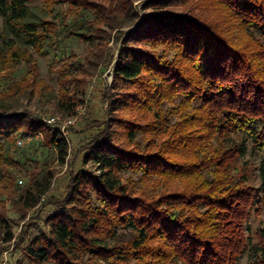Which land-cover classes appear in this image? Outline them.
<instances>
[{
	"label": "trees",
	"instance_id": "trees-1",
	"mask_svg": "<svg viewBox=\"0 0 264 264\" xmlns=\"http://www.w3.org/2000/svg\"><path fill=\"white\" fill-rule=\"evenodd\" d=\"M36 2L53 22L33 15ZM62 3L70 6L69 15L54 16L53 6ZM175 5L158 1L141 27L120 39L115 94L107 99L110 120L99 125L85 156L100 175L83 171L72 180L50 236L35 239L27 250L31 261L237 264L250 253L251 264H264V228L253 244L248 225L255 207L260 213L264 204V0H209L211 10L225 8L222 21L213 22L172 11ZM131 12L132 0H0V43L17 59V49L49 50L58 38L94 45L109 40L103 27H131ZM16 65H25L26 73L6 88L0 85L5 244L15 239L8 202L19 214L35 209L54 181L44 163L18 186L10 171L20 166L17 141L41 136V147L54 148L61 164L69 156L67 138L44 121L52 117L29 106L36 101L40 111L51 106L50 114L77 117L84 104L77 76L88 75L65 64L56 71V90L31 57ZM3 66L2 72L18 71ZM250 153L260 157L259 183L240 165ZM124 174L138 179L125 181Z\"/></svg>",
	"mask_w": 264,
	"mask_h": 264
},
{
	"label": "rangeland",
	"instance_id": "rangeland-1",
	"mask_svg": "<svg viewBox=\"0 0 264 264\" xmlns=\"http://www.w3.org/2000/svg\"><path fill=\"white\" fill-rule=\"evenodd\" d=\"M158 1L161 0H132L131 15L135 16L133 17L132 26L115 31L103 27V30L110 34L109 40L99 41L94 45L93 43L90 44L91 41L88 42L86 40L73 39L65 42L63 38H58L57 40L55 39L56 41L54 40L57 43L49 50L38 52L34 49H17L22 55V59H17L13 58L11 52L4 51V47L0 43V85L3 88L10 85L14 78L20 79L26 73L25 65L17 66L16 64H27L30 57L33 63L38 64L41 78L45 79L48 85L56 90L58 89L56 71L65 64H75L80 71L85 70L88 72L86 76L79 73L77 76V81L82 83L84 92L82 97L84 104L79 108L77 117L67 119L58 114H50L52 113L51 106L46 107L44 111H40L36 101H33L29 106V109L33 112L44 116L49 114L52 118H58L60 121L58 125H63L64 121H73V124L68 125L66 131L62 132V135L67 138L69 143V156L65 163L61 164L54 148L41 147V136L39 137L40 140L27 138L17 141L15 148L19 152L14 158L19 162L20 166L10 171H12L13 177L17 178L18 186L24 187L28 183L29 174L38 167L41 168L44 163L51 165L54 181L49 194L41 200L35 209L19 214L15 210L14 205L8 202L6 218L8 219V225L13 229L15 239L9 244H5L0 240V264H39L30 260L27 250L35 239L50 236L51 220L59 212L61 206H65L66 200L70 195L72 180L83 171L96 176L100 175L94 162H85V156L89 148V141L101 129L99 125L110 120L108 119L110 117L107 116V99L115 94L113 91L115 86L113 71L121 47L120 39L140 28L147 19V15L155 11L154 7ZM170 1L178 4V6H173L174 9L172 11L176 10L192 16H201V18H206L212 22L216 20L222 21L221 10H225L222 6H219L221 9L218 7V12L211 10L206 5L209 0ZM31 7L34 16L40 17L44 22L54 21L52 16H46L49 11L41 2L33 3ZM70 9L68 4L62 3L53 6L52 11L56 10L54 16L58 13L67 16ZM69 18L70 20L72 19V17ZM2 35H4V22L0 16V36ZM3 64H8V67L16 65L15 67L18 71L2 72ZM48 119L51 118L47 117L44 121L48 126H51L46 122ZM58 125L54 127L58 128ZM20 141L23 142V145L18 144ZM259 162L260 157H253L250 153L246 160L240 163L248 177L257 183H259L258 171L255 170ZM122 178L125 181H136L138 175L124 174ZM1 198L6 199L5 196ZM255 210L251 214L248 225L250 227L249 236L253 244H258L260 242L259 232L264 228V204L261 206L260 213L255 212ZM44 264L56 263L46 262ZM237 264H251L250 253H246Z\"/></svg>",
	"mask_w": 264,
	"mask_h": 264
},
{
	"label": "built area",
	"instance_id": "built-area-1",
	"mask_svg": "<svg viewBox=\"0 0 264 264\" xmlns=\"http://www.w3.org/2000/svg\"><path fill=\"white\" fill-rule=\"evenodd\" d=\"M46 122H47L49 125H51V126H55V125H58V124L60 123L59 119H58V118H55V117H53V118H51V119H48ZM72 124H73V121H72V120H70V121H64V122H63V125H58V129H59L61 132L64 133V132L66 131L68 125H72ZM18 144H19V145H23V142L20 141Z\"/></svg>",
	"mask_w": 264,
	"mask_h": 264
}]
</instances>
